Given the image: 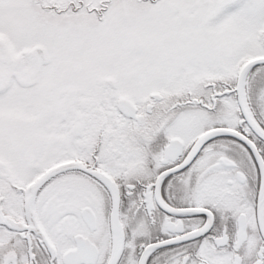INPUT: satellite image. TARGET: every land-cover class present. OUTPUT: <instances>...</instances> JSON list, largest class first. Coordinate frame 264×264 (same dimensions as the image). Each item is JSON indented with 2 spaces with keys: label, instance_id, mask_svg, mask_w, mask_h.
I'll return each mask as SVG.
<instances>
[{
  "label": "snow or ice",
  "instance_id": "1",
  "mask_svg": "<svg viewBox=\"0 0 264 264\" xmlns=\"http://www.w3.org/2000/svg\"><path fill=\"white\" fill-rule=\"evenodd\" d=\"M0 264H264V0H0Z\"/></svg>",
  "mask_w": 264,
  "mask_h": 264
}]
</instances>
